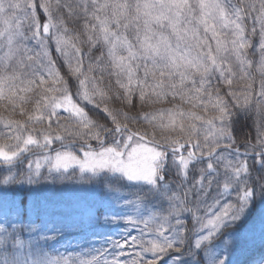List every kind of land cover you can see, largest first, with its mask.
<instances>
[{"label": "snow or ice", "instance_id": "snow-or-ice-1", "mask_svg": "<svg viewBox=\"0 0 264 264\" xmlns=\"http://www.w3.org/2000/svg\"><path fill=\"white\" fill-rule=\"evenodd\" d=\"M0 264H264V0H0Z\"/></svg>", "mask_w": 264, "mask_h": 264}, {"label": "rangeland", "instance_id": "rangeland-1", "mask_svg": "<svg viewBox=\"0 0 264 264\" xmlns=\"http://www.w3.org/2000/svg\"><path fill=\"white\" fill-rule=\"evenodd\" d=\"M258 173H254L251 177V182L256 184L258 187ZM138 186L133 185L131 187L127 186L126 184L121 187L117 188L115 191L106 193L105 191L95 188L91 185H58L55 188H47L45 189L40 195L43 198L48 199L51 202L55 203H67L72 204L75 202H88L94 204V210L97 214H102L105 211H121L125 209L127 201L122 200L119 204H115L112 201V198L115 196H125L131 197L133 193L137 191ZM101 212L99 213V210ZM123 218V217H122ZM41 222V218H38L37 223ZM46 225L48 223L47 220L43 221ZM239 226H243L245 224V220L242 219L238 222ZM126 225L121 224L119 225V229L122 231ZM114 236H118L119 232L113 231L112 233ZM82 233L77 232V234L69 233L68 238L72 239L74 237L81 236Z\"/></svg>", "mask_w": 264, "mask_h": 264}, {"label": "trees", "instance_id": "trees-1", "mask_svg": "<svg viewBox=\"0 0 264 264\" xmlns=\"http://www.w3.org/2000/svg\"><path fill=\"white\" fill-rule=\"evenodd\" d=\"M25 194H27V193H25Z\"/></svg>", "mask_w": 264, "mask_h": 264}]
</instances>
